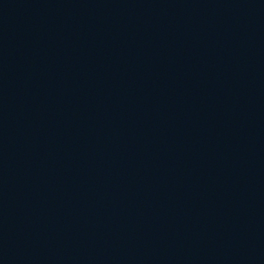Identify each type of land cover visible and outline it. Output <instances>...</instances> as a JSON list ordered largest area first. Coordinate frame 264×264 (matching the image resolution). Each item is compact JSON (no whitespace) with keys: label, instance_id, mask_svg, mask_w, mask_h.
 <instances>
[{"label":"water","instance_id":"obj_1","mask_svg":"<svg viewBox=\"0 0 264 264\" xmlns=\"http://www.w3.org/2000/svg\"><path fill=\"white\" fill-rule=\"evenodd\" d=\"M0 264H264V0H0Z\"/></svg>","mask_w":264,"mask_h":264}]
</instances>
